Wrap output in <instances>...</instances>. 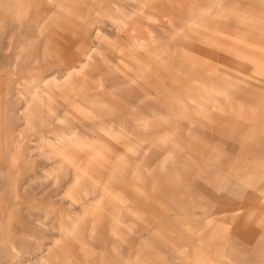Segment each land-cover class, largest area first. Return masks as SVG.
<instances>
[{
  "label": "rangeland",
  "instance_id": "374dc122",
  "mask_svg": "<svg viewBox=\"0 0 264 264\" xmlns=\"http://www.w3.org/2000/svg\"><path fill=\"white\" fill-rule=\"evenodd\" d=\"M263 49L264 0H0V264H264Z\"/></svg>",
  "mask_w": 264,
  "mask_h": 264
},
{
  "label": "crops",
  "instance_id": "0c3cea01",
  "mask_svg": "<svg viewBox=\"0 0 264 264\" xmlns=\"http://www.w3.org/2000/svg\"><path fill=\"white\" fill-rule=\"evenodd\" d=\"M240 232H237V236L239 238V241L242 242L244 241V243H246L247 245H251L252 242H253V237L254 236H257V230L256 229H242V230H239ZM41 252V251H38V253ZM19 251H17V255L14 256V257H19L20 255L18 254ZM93 255H90V258L89 260H86V259H83V256L82 255V251L81 253H77L76 255V260H78V263L79 264H97V256H96V252L93 251V250H90V254ZM34 258V257H33ZM17 260L13 259L11 261H8L7 263L5 264H14ZM40 264H59V261H56V262H53V261H38ZM118 264H127V262L123 259V258H120L118 259ZM72 263V262H71ZM73 264V263H72Z\"/></svg>",
  "mask_w": 264,
  "mask_h": 264
},
{
  "label": "bare ground",
  "instance_id": "6f19581e",
  "mask_svg": "<svg viewBox=\"0 0 264 264\" xmlns=\"http://www.w3.org/2000/svg\"><path fill=\"white\" fill-rule=\"evenodd\" d=\"M207 1H208V0H207ZM237 2H238V1H237ZM212 5H213V4H212ZM212 5H211V6H212ZM246 5H247V4H246ZM250 6H251V5H250ZM199 17H200V16H199ZM193 20H194V19H193ZM221 25H222V24H221ZM209 30H210V29H209ZM143 46H145V44H144ZM142 48H144V47H142ZM155 48H156V47H155ZM258 48H259V47H258ZM162 50H164V49H162ZM263 50H264V49H263ZM158 52H159V51H158ZM160 53H161V52H160ZM162 53H163V51H162ZM163 55H164V54H163ZM152 57H153V56H152ZM71 70H72V69H71ZM68 72H69V71H68ZM75 74H76V73H75ZM112 126H113V125H112ZM135 129H136V128H135ZM114 130H115V129H114ZM116 130H117V129H116ZM118 131L120 132V130H118ZM141 131H142V130H141ZM144 131H145V129H144ZM117 134H118V133H117ZM117 134L114 133V135H117ZM113 137H114V136H113ZM115 137H116V136H115ZM126 138H127V137H126ZM153 139H154V138H153ZM153 139H152V140H153ZM139 144H140V143H139ZM132 151H133V150H132ZM130 152H131V151H130ZM87 181H88V180H87ZM76 183H77V182H76ZM52 240H53V239H52Z\"/></svg>",
  "mask_w": 264,
  "mask_h": 264
}]
</instances>
